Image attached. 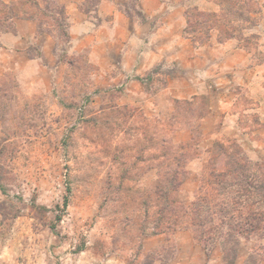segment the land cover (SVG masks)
I'll return each mask as SVG.
<instances>
[{"label":"rangeland","instance_id":"obj_1","mask_svg":"<svg viewBox=\"0 0 264 264\" xmlns=\"http://www.w3.org/2000/svg\"><path fill=\"white\" fill-rule=\"evenodd\" d=\"M5 1L32 16L0 26V264H264V232L225 233L219 207L208 248L195 228L153 233L159 189L178 173L190 204L216 143L264 162V0H110L118 21L84 0L74 25L56 0ZM196 9L226 16L189 36ZM22 19L37 39L4 51ZM221 101L237 127L205 134Z\"/></svg>","mask_w":264,"mask_h":264},{"label":"trees","instance_id":"obj_2","mask_svg":"<svg viewBox=\"0 0 264 264\" xmlns=\"http://www.w3.org/2000/svg\"><path fill=\"white\" fill-rule=\"evenodd\" d=\"M219 5L224 7L222 2ZM225 14L199 9L191 11L188 14L186 32L189 36H193L191 32L196 23L220 22L225 18ZM19 16H32V13L25 7H16L9 5L5 0H0V26ZM240 17H243L242 13ZM214 28L223 32V35L225 33L226 38L234 37L233 33L216 25L208 29V36ZM232 140H230L231 146L219 142L216 143L215 149L212 148L214 159L217 160L212 162L210 178L205 181L201 192L190 204H186L178 195L182 183L178 173L169 178L173 190L176 191L172 198L171 191L159 189V198L164 203L159 208L153 233L164 234L179 229L195 228L196 236L208 248L218 236L215 233L216 226H207L212 222L209 211L218 207L229 213L225 221L227 226L225 233H230L229 235L234 237L238 234L250 238L254 234L264 232V162L252 161L236 139ZM220 160L228 163L227 169H220L218 165ZM206 184L210 186V190L206 189ZM227 199L228 201H225ZM224 258L227 264H233L228 252Z\"/></svg>","mask_w":264,"mask_h":264},{"label":"crops","instance_id":"obj_3","mask_svg":"<svg viewBox=\"0 0 264 264\" xmlns=\"http://www.w3.org/2000/svg\"><path fill=\"white\" fill-rule=\"evenodd\" d=\"M83 1L84 0H56V2L63 3L65 7H67L69 14H71L70 19H71L72 25H74L72 21L73 13L77 12V15L82 14L80 10V5L83 3ZM99 9L101 11L106 9L107 11H104V13L112 14L117 21L121 20V17L123 15L121 12L116 10L115 6L112 5L110 0H103L99 4ZM81 25L82 27H84L85 22H82ZM15 26H16V32L13 34L12 36L13 38L10 39L9 44L7 43L4 44L5 45V47H3L4 51L17 50L19 47L20 40L25 41V39L27 38L29 41L34 42L38 37L37 22L35 20H32V19L17 20ZM75 27L76 26H73V28ZM229 104H230L229 101H221L220 105L218 106V109L214 108L213 111H211L209 115H207L203 119L202 126L205 131V134L211 132L207 128L208 126L212 127L213 125H217V123L219 122L222 123V125L224 126L222 127H223V131L225 132L237 127L238 116L236 114L233 115L229 113H221V112H225Z\"/></svg>","mask_w":264,"mask_h":264}]
</instances>
